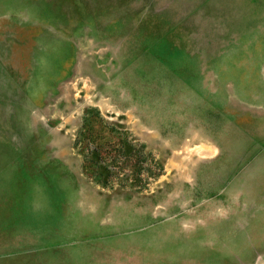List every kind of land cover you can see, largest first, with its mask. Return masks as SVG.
Here are the masks:
<instances>
[{"label":"rangeland","instance_id":"374dc122","mask_svg":"<svg viewBox=\"0 0 264 264\" xmlns=\"http://www.w3.org/2000/svg\"><path fill=\"white\" fill-rule=\"evenodd\" d=\"M88 107L160 173L91 180ZM0 264H264V0H0Z\"/></svg>","mask_w":264,"mask_h":264},{"label":"trees","instance_id":"16d2710c","mask_svg":"<svg viewBox=\"0 0 264 264\" xmlns=\"http://www.w3.org/2000/svg\"><path fill=\"white\" fill-rule=\"evenodd\" d=\"M72 144L81 154L82 171L108 188L138 190L147 177L161 170V164L143 143L127 136L122 124L103 119L92 107L82 113Z\"/></svg>","mask_w":264,"mask_h":264},{"label":"crops","instance_id":"0c3cea01","mask_svg":"<svg viewBox=\"0 0 264 264\" xmlns=\"http://www.w3.org/2000/svg\"><path fill=\"white\" fill-rule=\"evenodd\" d=\"M22 215H23V214H22ZM9 221H11V220H8V219H2V220H1V222H9ZM25 229H27V228L21 227V230H25Z\"/></svg>","mask_w":264,"mask_h":264}]
</instances>
